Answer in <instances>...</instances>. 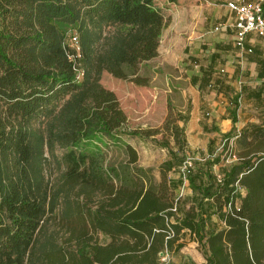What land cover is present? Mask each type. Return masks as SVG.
Returning a JSON list of instances; mask_svg holds the SVG:
<instances>
[{
    "label": "trees",
    "instance_id": "obj_1",
    "mask_svg": "<svg viewBox=\"0 0 264 264\" xmlns=\"http://www.w3.org/2000/svg\"><path fill=\"white\" fill-rule=\"evenodd\" d=\"M65 26L80 33L81 82L75 81L64 45ZM108 26L126 30L111 48L97 51L93 43ZM159 29L153 0H0V264H160L185 231L205 264H264V123L234 140L237 161L220 183L208 172L219 158L205 163L202 201H212L221 230L209 234L208 217L192 208L178 218L167 178L173 160L162 164L156 181L126 144V160L116 166L104 167L72 150L63 155L64 185L86 202L67 214L66 244L74 249L38 248V233L64 192L41 189L29 175L35 158L32 124L45 122L48 145L65 148L92 133L125 129L126 115L114 93L99 83L101 73L142 84L133 76L157 56ZM172 129L179 143L181 132ZM99 234L109 242L101 245Z\"/></svg>",
    "mask_w": 264,
    "mask_h": 264
},
{
    "label": "rangeland",
    "instance_id": "obj_2",
    "mask_svg": "<svg viewBox=\"0 0 264 264\" xmlns=\"http://www.w3.org/2000/svg\"><path fill=\"white\" fill-rule=\"evenodd\" d=\"M217 3L220 2L218 0H153V8L158 14L160 24L155 44L157 56L141 63L133 76L140 79L142 84H135L131 81V77L126 80L115 78L105 71L100 76L99 83L114 93L121 110L126 115L125 129L109 135L92 133L91 136L78 144L65 148L57 143H52V147L48 145L45 122L32 124L31 138L35 158L29 175L36 180V183H40L41 189L48 188L64 192L57 199L55 214L53 216L47 214L38 233L39 250H46L50 245L55 246V244L67 252L74 249L72 244H66L67 228H65V224L69 218L67 214L72 209L75 210L76 204L82 206L86 202L82 195H77L76 190L70 191L64 185L62 177L66 167L63 155L70 150L76 154L94 157L104 167H107L125 162L124 146L128 144L138 155V166L151 169L156 181L160 177V167L169 160H173V168L167 173V178L173 177L174 174H180L184 181L190 179L196 181L200 178L197 174L200 172L199 169H202L206 162H212L215 158H219L218 164L211 169V174L214 180L216 175H220L222 179L223 172L232 164L227 162L228 154L223 149L231 144L235 135L229 136L225 142L227 137L219 135L197 136L189 132L185 134L183 133L184 128L179 126L178 119L179 114L190 106L187 102L189 81L181 66V59L186 54L182 26L196 20L199 17V12L205 8L204 6ZM62 30L65 34L64 45L67 48L68 57H74V61H71L73 64L75 63L76 69L82 74L78 81L81 82L84 65L80 33L76 26H65ZM125 30L123 27H105L99 33V38L94 41L93 47L97 51L108 50L114 43L117 34ZM73 35L78 39L77 44L71 42ZM191 125L192 121L189 123V126ZM173 126H177L182 133L179 143L176 141ZM134 131H141L150 136L134 134ZM187 159L192 161L189 173L183 172L182 166L179 167L180 162ZM200 175L207 182V176L201 173ZM243 193L244 190H240V195ZM173 196L176 201V216L182 218L190 205L186 204V200L176 197L175 194ZM238 203L237 200L236 205ZM214 214L210 223L215 225L211 228L213 230L220 226L218 217L216 213ZM217 223L218 226H216ZM98 241L100 244L105 243L101 236H98ZM178 245H181V249L176 248ZM173 248L172 251H165L160 256V264H205L201 248L197 242H193L188 233L181 234Z\"/></svg>",
    "mask_w": 264,
    "mask_h": 264
},
{
    "label": "crops",
    "instance_id": "obj_3",
    "mask_svg": "<svg viewBox=\"0 0 264 264\" xmlns=\"http://www.w3.org/2000/svg\"><path fill=\"white\" fill-rule=\"evenodd\" d=\"M218 1L204 6L196 20L182 26L186 54L181 66L189 81L187 102L190 106L178 119L185 134L237 136L252 125L264 123V37L250 33L246 36L245 50L236 48L234 15L225 6L228 0ZM207 169L206 165L199 169L200 178L196 181H184L180 174L168 180L173 194L190 205L188 210L201 211V215L208 217L206 226L210 234L221 230L223 222L212 201H202L201 189L208 182L200 173L205 176ZM214 213L220 226L213 230L215 225L210 223ZM98 236L105 240L101 245L109 242L108 237Z\"/></svg>",
    "mask_w": 264,
    "mask_h": 264
},
{
    "label": "built area",
    "instance_id": "obj_4",
    "mask_svg": "<svg viewBox=\"0 0 264 264\" xmlns=\"http://www.w3.org/2000/svg\"><path fill=\"white\" fill-rule=\"evenodd\" d=\"M227 10H229L234 15V22L232 28L234 29V44L239 50H245L246 36L250 33L256 34L258 37H264V0H259L256 2H250L247 0H228L225 3ZM221 27L215 28L217 31ZM71 42L73 44L78 43L76 36L71 37ZM250 52V50H248ZM70 60L74 61V57H68ZM73 70L75 72V81H79L82 74L76 69L75 63L73 64ZM238 137L235 136L234 139ZM231 144L226 146L225 152L228 154L227 162L229 164L236 162L237 158L233 153V141ZM230 161V162H229ZM192 168V161L187 159L182 164V171L189 173ZM181 171V172H182ZM216 180L218 183L221 181V176L216 175ZM175 211V209H174Z\"/></svg>",
    "mask_w": 264,
    "mask_h": 264
}]
</instances>
